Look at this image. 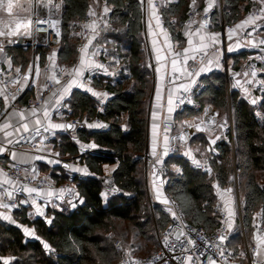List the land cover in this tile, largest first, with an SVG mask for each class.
Wrapping results in <instances>:
<instances>
[{
    "label": "trees",
    "instance_id": "trees-1",
    "mask_svg": "<svg viewBox=\"0 0 264 264\" xmlns=\"http://www.w3.org/2000/svg\"><path fill=\"white\" fill-rule=\"evenodd\" d=\"M92 1L64 0L60 10L63 38L53 50L58 62L76 60L77 46L81 42L80 23L91 9ZM96 1L111 9L110 16L121 30L118 35L107 36V40L112 41L108 45L111 47L112 67H117L119 59L117 72L113 76L95 77L92 82L95 88L107 89L111 95L100 105L99 99L90 91L74 90L69 104L70 116L78 117L82 126H74V137L66 135L53 141L62 156L67 155L86 166L88 174L70 178L65 173L58 174L59 167L50 169L57 183L72 180L82 201L72 208H49L44 217L36 218L28 216L25 207H19L14 212L18 225L0 222V264L5 261H9L7 264H118L123 255H119L122 247H115L116 237L126 240L130 235L135 238L130 245L133 250L140 249L136 238L145 242L154 238L156 246L151 245L157 249L156 228L162 231L168 224L169 216L161 209V202L153 197V208L150 206L144 178L142 154L147 147L153 72L148 65L141 0ZM190 2L179 0L175 5H162L161 8L174 39L179 42L182 41L180 24L190 9ZM199 2V9H202L204 0ZM222 3L225 25L241 21L244 13L255 5L251 0H222ZM173 17L175 21H172ZM216 27L222 25L216 23ZM51 52L52 49L45 45L36 48L40 67H44ZM5 53L13 65L23 71L31 67V46H7ZM249 54L242 51L233 56L232 68L237 69ZM261 78L264 80V73ZM200 82L204 88L198 100L202 106H213L218 117L225 115L227 121L232 117L234 142L225 133L215 149L206 153L211 175L192 169L189 161L179 156L180 151L176 150L165 160L169 169L165 190L172 194L190 222L212 232L219 224L214 213L216 186L232 188L237 174L242 219L248 239L250 232L255 230L256 213L262 212L264 216V183L261 180L264 176V89L253 99L255 103L249 102L242 88L228 90L226 75L221 69L201 77ZM194 114L192 109L180 110L176 113V120ZM96 118H101L107 129L87 127V123ZM193 141L202 151H206L209 145L204 135L194 137ZM82 144H93L96 150L82 152ZM106 164L118 165L111 177L121 189L119 195L109 199L104 194L108 178L104 172ZM117 222L130 224L126 234L118 230ZM22 226L34 228L35 237H28ZM239 228L240 224L233 235L242 243ZM45 244L49 247L45 248ZM234 252L240 254L239 248Z\"/></svg>",
    "mask_w": 264,
    "mask_h": 264
},
{
    "label": "built area",
    "instance_id": "built-area-1",
    "mask_svg": "<svg viewBox=\"0 0 264 264\" xmlns=\"http://www.w3.org/2000/svg\"><path fill=\"white\" fill-rule=\"evenodd\" d=\"M32 14L29 19L28 35L29 38L7 37L0 40V47L5 51L7 46L28 45L32 47L33 57L31 67L23 71L21 68H2L0 70V96L5 98L6 104L0 108V126L8 113L13 109H20L22 106L27 108H39L46 104L47 100L60 93L61 86L71 81L75 74L66 69L64 63H47L42 68L43 78L39 84L36 83L38 60L36 48L45 45L52 50L57 48L63 38V29L60 18V10L64 0H29ZM165 0H152V7L155 10L158 26L163 30H169L168 23L162 13V5ZM15 2H19L16 0ZM143 19L147 14V0H141ZM223 3L219 0V5L199 9L191 7L181 21V26L188 31H195L199 28L206 31L212 30L215 23H220L223 32L220 35L219 45L210 49L199 51L193 58V64L190 67L187 76L183 74L171 75L170 82L181 83L182 81L192 80L198 74L199 67L213 54L220 53L222 57V68L226 75L228 90L235 86L231 80L228 64V55L226 52V37L224 34L225 24L223 18ZM249 19L253 23L244 28L240 37L256 38L257 46L255 50L241 61L238 67V74H245L248 80L245 82L248 96H255L256 93L264 89V80L261 78L264 73V6L252 8L247 12ZM43 23H36V21ZM121 33L119 26L114 23L110 13L106 10L88 11L80 23L81 42L77 46V53L80 54L87 49V58L92 65L86 66L82 72L75 78L78 81L79 88L93 89V79L100 76H113L117 72V67L111 65L109 44L107 36L118 35ZM104 37L99 39L100 37ZM91 38L93 42L88 48ZM115 60V59H113ZM148 65L152 69L154 76L155 63L151 56L148 58ZM17 69L19 71H17ZM58 81V82H57ZM204 84L195 82L185 91L181 89L174 102V108L177 111L192 109L195 114H203L202 126L207 129H213L218 122L217 110L208 105L203 107L198 100L199 93L203 90ZM104 92L110 96L111 92L104 89ZM257 96V95H256ZM255 96V97H256ZM72 93L59 102L55 109V115L64 124L72 126L82 125L78 117H71L70 100ZM254 98V97H253ZM94 123L98 128L107 129V124L101 119L96 118L89 122ZM199 125L184 127L179 132L174 131L172 123H165L163 126L164 134L169 138L167 146L168 155L174 154L177 143L184 144L190 141L199 131ZM37 129L39 131L37 132ZM47 129V131H45ZM225 133L230 135L234 142V126L232 117L230 123L224 126ZM52 131L47 126L33 128L23 132L16 141L5 144L6 149L15 151H32L37 154H47L44 149L40 150L42 140L50 141ZM219 142V140H218ZM217 142L213 144L216 146ZM1 145V143H0ZM42 148V147H41ZM215 148V147H214ZM96 148H89L87 152L93 153ZM144 161V178L146 184V193L153 208L152 203V184L164 191L161 209L169 216V221L165 229L159 231L156 228L157 249L148 256L135 254H124L118 264H264L260 258V247L257 242L250 243L246 238L245 227L242 219L241 199L238 192V177L234 176L236 186V207L239 219V231L242 234L243 242L239 247L240 254H236L228 246L227 236L229 235V213L230 207L224 201H215L214 213L219 218L217 228L212 232H207L204 228L190 222L181 210L180 206L171 193L165 190L169 169L164 163H158L150 155L149 151L142 154ZM192 169L208 172L211 170L209 157L188 159ZM199 162V166L195 163ZM0 171L11 180L12 185L0 181V201L2 205H8V208L18 209L36 198L38 193L44 190H53L55 193L48 199L50 206L56 209L72 208L81 203L82 198L73 184L57 183L49 176H43L37 173L33 164L5 163L1 165ZM84 177V174L80 175ZM34 189V191H28ZM60 190L59 192H57ZM9 193L11 195L9 196ZM121 193V189L110 176L105 180V197L112 198ZM167 201V203H165ZM7 208V207H6ZM171 209V211H169ZM153 212V211H152ZM173 213L175 215H173ZM254 231L260 238L264 237V216L263 213L255 218ZM237 231L234 229L233 234ZM115 247L120 249L121 242L117 241ZM243 254V255H242Z\"/></svg>",
    "mask_w": 264,
    "mask_h": 264
},
{
    "label": "crops",
    "instance_id": "crops-1",
    "mask_svg": "<svg viewBox=\"0 0 264 264\" xmlns=\"http://www.w3.org/2000/svg\"><path fill=\"white\" fill-rule=\"evenodd\" d=\"M179 0H165L163 2L164 6H171L178 3ZM255 3L254 6L250 7H263L264 0H251ZM93 3H97L96 0L92 1V7L89 11H97L94 8ZM101 5L100 3H97ZM147 14L145 19H143V33L145 37V46L149 55L151 56L153 62L155 63L154 76H153V89L150 97L148 117H147V147L146 149L149 151L150 155L157 161L158 163H164V161L168 160L171 155L167 153V146L169 144V138L163 133V126L165 123H172L174 125V131L179 132L184 127H191L195 124L199 125L198 134L203 135L205 133V137L209 141V145L206 147V151H202L198 145V143L194 142V137L188 141L187 143L180 144L177 143L176 150H179V156L184 157L186 160L190 158H201L202 156H207L210 151L214 150L216 146H213L214 143L220 141L222 136L225 134V129L220 132H216V129H207L202 126L201 122H203V114L200 115H192L189 117H184L181 120H176V113L178 112L174 108V102L177 98V95L181 89L189 88L195 82H200L201 77L208 75L214 70L223 69L222 67V57L220 53L213 54L210 56L200 67L198 70V74L195 79H190L187 81H182L181 83L170 82V76L173 74H183L187 76L190 67L193 64L194 56L199 52L206 49H210L215 45H219L220 43V35L223 32V27L217 28L216 23L212 30L206 31L204 29H197L195 31H188L185 27H180L182 41H178L174 39L172 32L169 30L161 29L157 24L155 10L152 7L149 0H147ZM219 5V0H204V4L201 6L202 8H209ZM102 10H106L111 14V9L106 5H101ZM197 7L200 8L199 0H191L190 8ZM249 9V10H250ZM248 10V11H249ZM244 13V17L241 21L236 24L225 25L224 34L226 37V52L228 55V64H229V72L231 80L235 82V86L232 87L234 89L242 88L246 95V86L245 83L248 80L247 75L238 74V68L233 69V56L238 55L242 51H248V53H252L257 46L256 38H243L240 37L244 28L250 26L253 21L248 18L247 12ZM175 17L172 18V21H175ZM181 25V24H180ZM1 40V39H0ZM94 38H91L88 43V48L90 44L93 42ZM231 49V50H229ZM87 49L82 53L78 54L76 60H74L70 65L64 63L66 69L75 74V77L66 84L61 86L60 93L50 97L46 104L39 108H27L22 106L20 109L11 110L7 117L4 119L0 126V148H3L4 151L0 152V167L5 163H18V164H33L36 167L37 173L43 176H49L52 178L50 169L59 167L58 174L65 173L72 178L74 175H87L88 170L86 166L80 165L77 160H72L69 156H62L58 149L54 147L53 141L60 137L68 135L69 137L75 136L74 126L71 130H68L67 127L64 128H52V124H62L67 126V124L62 123L57 116L55 115V109L60 101L65 99L68 95H70L74 90L80 89L78 87V81L75 79L82 70L88 66L92 65L87 58ZM244 60V59H243ZM175 61V63H173ZM58 62L55 56V51L52 50L50 53L47 63H55ZM60 63V62H59ZM2 68H18L14 66L11 59L6 55L4 49L0 47V70ZM20 68V67H19ZM205 68L207 71L201 72L200 69ZM239 75L246 76L247 78L242 79L240 81ZM43 78V70L42 67L37 66V77L36 83L39 84ZM250 78V77H249ZM247 79V80H246ZM244 81V82H243ZM67 89V91H65ZM84 89V88H82ZM84 90L90 91L94 96L99 99L100 105H103L105 101L109 98V96L104 92V89L95 88L93 89L85 88ZM171 98L172 103L169 105L168 101ZM0 99L3 103V106L6 104L5 98L0 96ZM253 101V99H250ZM250 101V102H251ZM208 106V105H206ZM203 106V107H206ZM171 108V111L169 109ZM47 113V115H45ZM39 120L40 123L37 125L36 121ZM197 121V123H196ZM9 125L5 127V125ZM27 124L28 130L33 128H39L42 126H47L52 131V139L50 141L43 142L42 140V148H45V152L41 151L42 154H37L32 151H15L6 149L5 144H10L23 133L25 132L22 125ZM89 125H96L94 123H87V127ZM82 126V125H81ZM97 128V127H90ZM100 129V128H99ZM201 129V131H200ZM214 132V134H211ZM211 134V135H210ZM9 141H11L9 143ZM93 144L88 145H80L82 152H87L89 148ZM14 154V155H13ZM37 157H40L39 159ZM70 159V160H68ZM63 163L68 164V166H63ZM117 164H106L104 165V172L107 177L112 176L115 169L117 168ZM79 169L80 171H76ZM209 175L212 174V168L207 172ZM0 181L5 184L12 185L11 180L8 179L1 171H0ZM67 184H74L71 181L62 182ZM230 190V191H229ZM58 190L57 192H59ZM152 199L155 197L160 202L163 201L164 191L156 187L152 184L151 186ZM55 193L53 190H44L38 193L35 199L30 200L29 203L23 205L27 209V215L36 218V217H44L47 214V210L49 208H53L49 205L48 199ZM233 196V189H222L216 186V201H224L230 207L229 213V229L232 232H229L227 236V241L229 248L233 251H236L242 243L236 239V236L233 235L234 229L239 224L237 207H236V217L232 215V202L230 201L231 195ZM236 197V193H235ZM236 204V202H235ZM17 209L6 208L2 205L0 201V222L12 225H18V220L15 219L14 212ZM262 212H258L255 215V218L261 215ZM7 217V219L5 218ZM25 233H28V237H35V230L32 227L22 226ZM250 243L257 242L260 247V258L264 260V237L260 238L256 235L255 231H251L250 235L247 239ZM6 262V261H5ZM9 261H7L8 263ZM215 264V263H212Z\"/></svg>",
    "mask_w": 264,
    "mask_h": 264
},
{
    "label": "rangeland",
    "instance_id": "rangeland-1",
    "mask_svg": "<svg viewBox=\"0 0 264 264\" xmlns=\"http://www.w3.org/2000/svg\"><path fill=\"white\" fill-rule=\"evenodd\" d=\"M16 0H12L13 2V12L11 14H9L6 11L0 12V32H4L5 35H0V39L3 38H7V37H23L29 38L28 35V25H29V19L30 16L32 14V9L30 8V1L29 0H19V2H15ZM4 2L6 3L7 0H4ZM94 8L97 9V11L102 10V6L97 4V3H93ZM16 21H20L21 22V27L19 28L18 31L15 32V34H8V33H12L15 29V22ZM67 65H70V63H67ZM223 71V69H221ZM240 81L242 79L247 78L246 76H241L239 75ZM250 79V78H249ZM247 80V79H246ZM244 82V81H243ZM245 83V82H244ZM256 95H258V93H256ZM255 95V96H256ZM255 96H248L246 93V98L247 100L250 102V99H255ZM254 97V98H253ZM257 100V99H256ZM194 115H200V113L194 114ZM231 119V116H230ZM197 123V121H196ZM230 123V120L227 121L225 115H221V117H218V122L217 125L214 129H216V132H220L223 131L224 126ZM201 131V129H200ZM203 135H205V133H202ZM211 134H214V132H212ZM210 134V135H211ZM199 136L201 134H198ZM197 135V136H198ZM196 137V136H195ZM262 182L264 183V176L263 178H261ZM233 189V196L231 195L230 201L232 202V215H234V217H236V197H235V193H236V186L234 184V186L231 188ZM239 192V190H238ZM153 200V199H152ZM118 225V230L123 233L126 234L129 230L128 226H130L129 223L127 222H117ZM26 235H28V233H26ZM128 239H123L120 236L115 238V242L116 241H121V245L122 248L120 249V253L119 255H124V254H135V255H150L152 254L155 250L156 247L154 248L151 244H155L154 246H156V240L153 238L150 240V242H145L143 239L141 238H136V242H139L140 244V249L138 250L137 248L135 250L130 248L131 242L134 241L135 238H132L130 235L129 237L127 236ZM126 243H125V241Z\"/></svg>",
    "mask_w": 264,
    "mask_h": 264
},
{
    "label": "snow or ice",
    "instance_id": "snow-or-ice-1",
    "mask_svg": "<svg viewBox=\"0 0 264 264\" xmlns=\"http://www.w3.org/2000/svg\"><path fill=\"white\" fill-rule=\"evenodd\" d=\"M149 3L151 4V0H149ZM209 7H211V5H209ZM3 11L8 12L9 14H11L13 12V2H12V0H7L6 3L4 2V0H0V12H3ZM36 23H43V21L37 20ZM20 27H21V22L20 21H16L15 22L14 31L12 33H8V34H15V32L18 31ZM0 35H5V33L4 32H0ZM229 50H231V49H229ZM173 63H175V61ZM17 71H19V70L17 69ZM200 71L204 72V71H207V69L202 68V69H200ZM65 91H67V89H65ZM185 91H187V89H185ZM168 103H169V105H171V103H172L171 98H169ZM253 103H255V101H253ZM169 111H171V108L169 109ZM45 115H47V113H45ZM39 123H40V121L37 120L36 124L38 125ZM8 126L9 125H7V124L5 125V127H8ZM89 126L90 127H97V125H89ZM22 127H23L24 131H28V125L27 124H23ZM51 127L55 129V128H64V127H72V126L71 125L65 126V125H62V124H52ZM38 131H39V129H37V132ZM45 131H47V129H45ZM10 142L11 141H9V143ZM91 147H95V145H91ZM3 151H4V149L0 148V152H3ZM37 158L39 159L40 157H37ZM195 163L197 164V166H199V162L198 161H196ZM76 171H80V170L76 169ZM28 191H34V189H28ZM10 195H11V193H9V196ZM165 203H167V201H165ZM3 206L4 207H8V205H3ZM73 207H75V205H73ZM169 211H171V209H169ZM173 215H175V214L173 213ZM5 218L7 219V217H5ZM44 247L48 248L49 246L47 244H45ZM5 264H7V261L5 262Z\"/></svg>",
    "mask_w": 264,
    "mask_h": 264
},
{
    "label": "water",
    "instance_id": "water-1",
    "mask_svg": "<svg viewBox=\"0 0 264 264\" xmlns=\"http://www.w3.org/2000/svg\"><path fill=\"white\" fill-rule=\"evenodd\" d=\"M67 125H71L72 126V124H70V123H68ZM72 128H73V126L72 127H67L68 130H71ZM63 166H68V164L63 163Z\"/></svg>",
    "mask_w": 264,
    "mask_h": 264
}]
</instances>
